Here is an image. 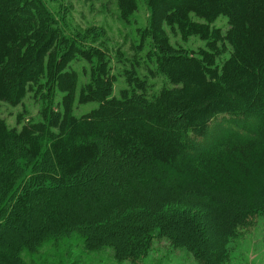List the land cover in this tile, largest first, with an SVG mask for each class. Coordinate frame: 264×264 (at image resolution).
<instances>
[{"label":"trees","instance_id":"trees-1","mask_svg":"<svg viewBox=\"0 0 264 264\" xmlns=\"http://www.w3.org/2000/svg\"><path fill=\"white\" fill-rule=\"evenodd\" d=\"M115 2L125 22L137 11ZM145 2V74L131 62L114 96L107 50L67 35L42 0H0V103L34 89L45 100L20 129L0 117V264L66 233L118 263L166 240L225 264L229 240L264 218V0ZM170 35L206 48L188 53ZM76 103L97 105L76 116Z\"/></svg>","mask_w":264,"mask_h":264},{"label":"rangeland","instance_id":"rangeland-1","mask_svg":"<svg viewBox=\"0 0 264 264\" xmlns=\"http://www.w3.org/2000/svg\"><path fill=\"white\" fill-rule=\"evenodd\" d=\"M137 1V11L127 22L123 21L117 10L115 0H42L46 10L58 21L67 35L78 34L84 38L87 46L101 47L110 56L111 72L117 76L113 95L126 87L122 73L130 68V63L138 60V72L144 75L145 53L149 50V39H146L144 50L137 52L136 47L141 43V31L148 26L149 11L145 0ZM212 26L220 28L224 33L227 20L220 16ZM170 42L176 48L188 53L205 49V41L190 37L183 41L179 36L170 35ZM227 57L223 54L218 61L221 63ZM83 61L73 64L80 73V81H85L81 75ZM153 65H151L152 67ZM154 89H159L165 81L158 77L151 80ZM62 93L55 92L53 104L59 103ZM42 94L35 89L28 91L17 105L0 103V117L8 128L20 129L28 121H38L44 105ZM96 103L75 104L74 115L81 116L95 107ZM209 238H213L210 230H206ZM228 260L225 264H264V218L256 216L251 224L237 231L229 240ZM113 250L106 246L98 251L85 249L84 241L75 233H66L51 238L43 243L36 252L23 250L21 253L24 264H197V259L190 251L169 244L166 240H155L146 256L134 261L118 263Z\"/></svg>","mask_w":264,"mask_h":264}]
</instances>
